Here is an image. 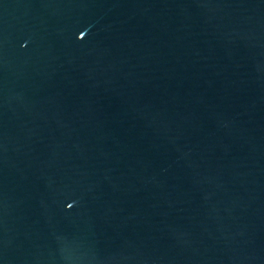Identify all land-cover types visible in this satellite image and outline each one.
I'll use <instances>...</instances> for the list:
<instances>
[{
	"label": "water",
	"instance_id": "95a60500",
	"mask_svg": "<svg viewBox=\"0 0 264 264\" xmlns=\"http://www.w3.org/2000/svg\"><path fill=\"white\" fill-rule=\"evenodd\" d=\"M0 264H264V0H0Z\"/></svg>",
	"mask_w": 264,
	"mask_h": 264
}]
</instances>
